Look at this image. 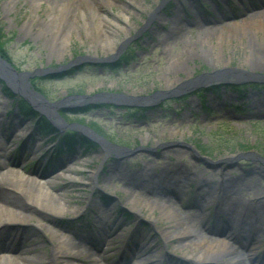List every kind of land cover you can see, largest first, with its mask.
Wrapping results in <instances>:
<instances>
[{"label":"rangeland","instance_id":"374dc122","mask_svg":"<svg viewBox=\"0 0 264 264\" xmlns=\"http://www.w3.org/2000/svg\"><path fill=\"white\" fill-rule=\"evenodd\" d=\"M79 1L0 0V48L18 71L34 72L74 61L70 69L75 75L65 77L68 74L61 73L65 78L56 79L45 74L33 80L32 84L42 91L49 102L62 101L65 107L60 110H65L58 112L66 122L88 125L95 129V134L109 143L127 150L109 148L104 151V148L96 145L95 151L83 157L87 172L77 176L80 181L87 180L88 188L78 182L57 179L58 175L54 171L60 167L58 165L68 162L67 158L58 157L50 165L53 166L55 162L56 169L54 167L52 172L55 182L41 188L44 194L39 193L38 183L31 181L34 169L27 174L23 170L17 172V166L11 167L12 170L4 168L2 161H5L12 149L8 143L12 137L5 138L4 129L18 115V107L13 101L15 99H8L3 95L0 86V200L5 206L27 215L21 216L25 221H20V216L17 215H14L17 219L0 215V222H3L0 227L9 224L15 229L12 234L0 238V246L10 247L11 239L15 240L17 235L20 239L29 237L24 246L29 249L25 257L35 260L31 264H96L87 255L77 258L60 256L55 247L58 244L61 246L62 240L72 238L51 224L53 222L58 227L70 230L74 233L73 236L93 238L81 230L84 229L82 224L89 222L86 224L89 225L95 219L94 214L106 218L107 230L117 235L111 237L110 252L105 255L110 262L130 257L127 249L126 256L123 257L121 249L131 236L133 237L128 242L139 239L136 232L140 229L148 242L152 243L151 247L160 251L153 260L157 258L159 261L160 255L165 253L166 260L163 264H226V258L202 263L191 257L192 250L189 246L174 249V246L180 244L177 240L163 239V231H173L174 222L168 223L158 218V209L150 212L147 207L140 208L138 203L135 205L127 201L130 196L124 189L128 188L136 194L137 191H142L141 187L134 185L132 177L148 171L152 172L146 173L147 175L160 177V170L163 168L172 177L181 180L182 185L176 186L179 188L178 192L183 194L180 197L176 194L178 199L171 200L169 204L176 209L179 220L184 216L189 220L183 224L188 227L187 231L194 233L195 226L198 231L200 226L207 236L219 231L214 225L217 224L218 217L221 224L225 219L216 215L218 213L209 204L210 201L215 202L216 198L213 197V200L211 196L219 194L221 177H225L233 187L226 189L227 195L236 196V207L243 208L246 212L248 206L256 207L260 203V215L263 217L260 240H264V84L254 83L262 78L254 75L244 63L246 51L239 46L231 53L225 50L228 54L225 55L223 65V62H218L213 55L217 51V36L215 32L211 34L215 30L212 25L209 29L193 26L179 35V39L174 37L169 44L163 40L172 23L184 19L183 12L190 9L200 10L204 20L222 21L213 6L203 7L209 0H167V3L165 0H111V15L125 11L129 15L127 23L130 26H127V32L118 31L121 42L117 43L118 48L116 46L114 53L94 49L89 40L83 38L84 33L77 28L82 23L76 13ZM164 1L166 4L160 8ZM127 4L130 5L127 7ZM176 7L180 14L172 20ZM158 8L154 13L153 23L148 24L151 28L143 30L147 20L151 19L148 15ZM209 10L215 13L208 17L205 12ZM221 11L228 14L225 8H221ZM237 11L233 15L244 13L239 9ZM119 19L121 25H124V18ZM157 30L160 31L158 35ZM206 33L211 35L206 36ZM257 36L260 37V34ZM225 42H228L227 38ZM232 42L237 44L234 40L230 44ZM241 43H252L254 47H259L252 36L241 38ZM118 52L121 54L117 61L124 57L126 59L121 63L120 69L111 70L99 62L115 58ZM253 57V62H259V68H262L258 73L264 74V63L259 56ZM237 70L247 73L250 71L251 74L241 75ZM246 80L254 81L238 86L242 87L240 94L246 99L237 102L239 95L230 88L235 86L232 81ZM211 87L219 88L220 93L209 92L207 89ZM101 92L121 94L134 103H143L141 98L152 96L145 105L150 110L139 111L140 108L137 107L102 104L82 112H68L74 109L69 107H78L74 100H64L70 94L81 93L91 97ZM168 96L172 97L165 98ZM258 107L261 112H257ZM65 130L62 129L61 133L66 132ZM50 145L51 150L49 148L47 156H39L32 150L33 155L29 160L45 164V160L53 156L54 143ZM194 148L197 154L193 152ZM102 151L105 154L101 155ZM31 162L24 165H30ZM145 166L149 169L145 170ZM118 167L120 170L114 171ZM6 172L15 177L6 178ZM202 181L206 186H202L200 191L208 190L210 199L206 198L205 208L197 211L192 208L196 204L193 197ZM161 188L166 187H159L160 190ZM38 194L47 195L52 200L51 203L44 205L42 198L32 202V198ZM101 195H106L109 200L103 202ZM201 198L197 200L199 205L203 203L204 198ZM60 205L64 211L58 214L55 210ZM100 209H103L102 212ZM127 210L133 211V214ZM137 215H141L143 223H138V228H135ZM13 220L18 223L10 222ZM118 220H123V223L118 224ZM116 224L120 227L115 228ZM233 232L229 230L228 233ZM80 243L84 245L83 242ZM67 246L71 247L70 243ZM67 246L65 245V249ZM234 248L238 250L237 247ZM133 261L130 264H134ZM144 263L146 264L145 261Z\"/></svg>","mask_w":264,"mask_h":264},{"label":"bare ground","instance_id":"6f19581e","mask_svg":"<svg viewBox=\"0 0 264 264\" xmlns=\"http://www.w3.org/2000/svg\"><path fill=\"white\" fill-rule=\"evenodd\" d=\"M129 5L130 4H127V7ZM111 6H112L111 0H80L78 8L76 10V13L78 14L77 16L82 21V23L79 24L77 28H79L84 33L83 38L85 40H89V43L93 45L94 49L100 48L104 51H107L108 53H114L116 46L118 48L117 43L120 44L121 42L119 40L118 31L122 30L124 32H127L128 30L127 26L130 27L127 23L129 15L126 14V12L123 10H121L117 14L111 15V11H110ZM177 8L178 7L175 8V11L177 10L176 15L179 16L180 11H178ZM121 17L124 18V22H123L124 25H121V19H119ZM161 19L160 21H162ZM152 23H153V19L147 20L144 29L151 28L148 26V24H152ZM189 28L191 27L189 26ZM189 28L187 26V29ZM182 30L185 31V28L182 27ZM182 30L181 32H179L175 28L172 31L169 30L165 34L163 40L165 41L166 44L172 43L170 41L172 39H175L174 37L178 39L180 38L179 35L183 33ZM214 32L215 35L217 36V41L215 43V45H217V51L213 52V55L216 56L218 62L220 63L223 62L222 63L223 65L225 62L224 61L225 55L228 54V53L226 54L225 50L231 53L232 50L237 49L239 46L240 48H244L243 50L246 51L244 63L249 67L251 72L253 71L255 73L254 75L257 76L264 75L261 72L258 73L262 69L259 68L260 63L253 62L254 60L253 55H257L260 57V60L264 63V10H261L254 14H250L247 16V18L242 17L237 22H232V23L224 22L222 23L221 26L216 27L215 30L211 32V34H213ZM156 33L158 35L159 30H157ZM258 33H261L260 37L257 36ZM211 34L206 33L205 35L209 36ZM246 35L252 36L259 43V47L258 48L254 47L252 43L250 44L241 43V38L245 37ZM225 38L228 39V42H225ZM231 40L236 41L237 44H233V42L232 44H230ZM248 73L251 74L250 71ZM260 109L261 108L258 107L257 112H261ZM49 110H51V112H54L50 108ZM5 134L6 136H9L7 129H5ZM105 150L106 149L104 148V151ZM104 151H102L101 155L105 154ZM144 168L145 170L146 168L149 169L148 166H145ZM75 169L78 170L77 167H75ZM119 170L120 169L118 167L114 171L118 172ZM167 171H168L167 169L164 168L161 169L160 177H155V178L146 174V173L150 174V172L152 171L142 172V175L136 174L131 179L134 181V185L142 188V191L141 193L137 191L138 194H136L134 191L131 192L128 188L124 189L126 191L124 192L130 196L127 201L135 205H137L136 203H138L140 205L139 206L140 208L141 206L147 207L148 209H150V212H152L153 209H158L159 211L158 218L164 219L168 223L172 221L174 222L173 225L175 228L173 231L171 229L163 231L164 240L166 241L177 240L178 243H180L178 246L177 245L174 246V249L180 250L189 246L190 249L192 250L191 257L195 258L198 261H201L202 263H206L212 260L215 261L217 259L223 260L224 258L227 259L226 264H246L247 262H249V258H248L249 256H247V252H245V249L251 247L252 246L251 243L244 245L241 244L240 240L238 239L234 240L232 244L240 245L241 248L243 249L242 250L243 252L241 251L239 253H236L238 251L234 249L233 245H231L232 247L230 246L231 241L226 239L225 237L224 239L218 237L217 238L208 237L207 235L203 234V231L200 226H198L200 231L196 229V226L195 228H193L194 233L187 231L188 227H185L183 224L185 223V221H189V220L186 219L185 216L181 217L180 218L181 220H179V216H177L176 215L177 213H175L176 209L170 206L169 204L170 199H163L170 194H173L174 196H176L177 194L179 197L183 194V192H178L179 188L178 186H176V185L181 186L182 185L181 181L172 180V178H170L171 174H169ZM17 175L18 177H21L19 174ZM8 176L10 178L11 176L15 177L12 173L6 172L5 177L8 178ZM66 177L69 180L76 178V177H71V174H66ZM35 178L36 177H33L31 181L35 182V180H37V178L36 179ZM76 179L78 180V178ZM48 182L53 184L54 180H48ZM183 184L185 183L183 182ZM37 185H38L37 188H39V193L44 194V192L41 191L42 190L41 188H45L47 184L45 185V183H38ZM230 185H231V181H229L225 177H221L219 194H217L216 196H211V199H213V197L217 199L214 207L218 210L219 214L225 219V220L223 219L224 222L223 224H221V227L219 229L222 230L224 229V227H229V226H232L234 228L236 227V225H240L243 230L247 231L248 236L250 234L252 235L253 238L252 240L250 239L251 242H253L252 244H258L257 242H259L258 240V237L260 235L259 233L260 231H262V222L260 217L261 209H259L261 205L259 203L256 205V207L248 206L245 209L248 211V213H244L245 211L243 208L236 207L238 205L236 196L227 195L226 189L233 188ZM161 186L164 188L166 187L168 190H165L166 188L165 189L161 188L162 190H160L159 187ZM198 186H200L201 188L202 186H206V184H204V181H202V184ZM39 195L41 194H38L35 197H33L32 202L35 203L39 200V198H42L46 202V203L44 202V205L51 203L52 200L47 198V195H41V197H39ZM198 195H200V193L195 195L196 198L202 199L201 197H203L204 199L202 201L203 202L202 204L200 205L198 204V206H195L197 211L205 208L206 198L210 199V196L208 195V190L207 191L203 190L201 192V195L200 196ZM150 198L156 200H152ZM168 198H172V197H168ZM6 209H9V211H7ZM55 211L58 214H61L64 211V208L62 205H60L59 207H56ZM0 215L9 216L12 219H17L16 218L17 216L18 217L20 216L19 219H21V216L23 217L27 216L26 214L23 215V213H18L17 211H14L12 208L5 206V204L3 203H0ZM46 231H48V229ZM136 233L137 235H140L138 237L139 239L137 241L135 240L134 242H131V244H129V242L126 243V249L129 252L130 257L124 258L121 261V264H129L133 260V258H135L134 259L135 264L136 263L143 264L144 261L146 262V264H150L149 261L151 263L158 264L159 263L158 259L155 258V260H153V257L159 255V249L152 250L151 243L146 244L145 240L147 239V237L145 236L142 230L139 229L137 230ZM99 234L100 235L97 239H99V241L103 243V245L99 249H91L87 247L82 248L80 243L74 244L76 246L75 247L72 244L71 240L68 241L67 239H64L61 242V246L59 244L57 245L56 251L62 257L63 256L67 257L70 255L71 257L77 258L78 256L81 255H87L88 258H92V260L98 261L99 257L104 258L103 249H109V246L111 244L110 243L111 239L117 236V235H112L113 233L112 234L109 233V231H107L103 227L100 228ZM184 238L186 239L182 240ZM141 241L144 242L141 243ZM69 243L71 247L67 246ZM65 245L67 246L68 250L67 248L65 249ZM0 253H2L0 254V264H31L32 261L35 262V260L22 256L21 253H19V251L17 250L11 252L2 251ZM122 255L123 257L126 256L124 252L122 253ZM160 256H162L160 261L162 263L165 262L166 258H163L165 256V253ZM250 264H261V262L259 260H256L255 262L250 260Z\"/></svg>","mask_w":264,"mask_h":264},{"label":"water","instance_id":"95a60500","mask_svg":"<svg viewBox=\"0 0 264 264\" xmlns=\"http://www.w3.org/2000/svg\"><path fill=\"white\" fill-rule=\"evenodd\" d=\"M68 66L59 67L57 69H46V70H35L34 72H17L10 64H8L5 60L0 58V79L4 81V84L8 89L11 90L17 97H21L25 100L34 110H36L40 115H45L54 125H65L62 118L58 115L57 110L63 108L64 104L62 101H55L49 102L42 94L35 91L29 82V79L38 76L44 75L49 73H58L67 69ZM254 81V80H249ZM234 84H241L242 82L232 81ZM245 82H248L247 80ZM254 82H259L264 84V80H256ZM23 83V85H22ZM210 83V82H209ZM208 83V84H209ZM172 96H168L165 98H171ZM122 98V99H121ZM152 98V96L143 99V103H134L133 100L130 98L122 97L121 94H112V93H99L95 96L87 97L85 95H73L66 97L64 100H74L78 106L87 105V104H95L94 101H98L100 103L105 104H112L115 106H125V107H143L146 105V101ZM65 107V106H64ZM52 109L54 112H51ZM52 117L55 121L52 120ZM69 128H78L80 130H84V134H86L89 138L99 144L101 147L105 148L106 150L109 148H114L116 150H127L123 147H118L112 145L105 141L103 138L94 134L91 130L87 127H82L77 124L67 125ZM195 154L197 152L193 150Z\"/></svg>","mask_w":264,"mask_h":264},{"label":"trees","instance_id":"16d2710c","mask_svg":"<svg viewBox=\"0 0 264 264\" xmlns=\"http://www.w3.org/2000/svg\"><path fill=\"white\" fill-rule=\"evenodd\" d=\"M0 53L2 54L3 57L9 59L7 56H6V53L0 48ZM215 89V88H214ZM213 89V90H214ZM234 89H237V90H240L239 87H235ZM3 90L11 97H13V94H11L4 86H3ZM217 91V89L215 90ZM218 92V91H217ZM19 105H20V110L22 113H24L25 115H33V113H31V111L29 110V108L26 106V104L22 101V100H19ZM142 110H145V109H139V111H142ZM42 129L44 130V132H50L51 131V126L46 122V121H43L42 123ZM199 148V147H198ZM202 149V148H201ZM203 150V149H202Z\"/></svg>","mask_w":264,"mask_h":264}]
</instances>
